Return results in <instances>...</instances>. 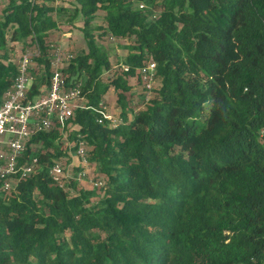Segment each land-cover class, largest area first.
Segmentation results:
<instances>
[{
    "label": "trees",
    "instance_id": "obj_1",
    "mask_svg": "<svg viewBox=\"0 0 264 264\" xmlns=\"http://www.w3.org/2000/svg\"><path fill=\"white\" fill-rule=\"evenodd\" d=\"M5 3L0 103L18 72L8 59L16 42L39 45L30 95L45 91L56 10H69L55 0ZM76 3L69 15L83 17L89 50L61 68L70 83L87 75L90 106L65 129L35 134L41 145L27 152L40 168L0 189V264H264V0ZM99 10L105 33L132 39L129 68L109 81L103 73L113 62L93 32ZM151 55L160 82L135 110L131 77L142 82L138 68ZM111 86L123 119L114 126L94 108ZM68 130L74 150L85 141L102 196L76 177L60 184L50 174Z\"/></svg>",
    "mask_w": 264,
    "mask_h": 264
},
{
    "label": "built area",
    "instance_id": "obj_2",
    "mask_svg": "<svg viewBox=\"0 0 264 264\" xmlns=\"http://www.w3.org/2000/svg\"><path fill=\"white\" fill-rule=\"evenodd\" d=\"M143 6V4H141ZM54 46V43H53ZM40 53L38 44L33 49L27 48L20 56L18 72L13 83L5 90L0 103V189L10 191L21 179L36 172L41 165L37 154L27 152L31 138L42 131L54 127L65 129L77 108L89 107L83 93L81 80L70 83L61 66L71 60L75 53L66 51L60 46L52 49V72L50 82L34 96L30 95L33 83L31 69L35 65V55ZM127 70L129 64L124 63ZM138 71L144 85L146 96L152 94L157 74V61L151 55ZM100 112L99 120L107 119L109 124L117 125L123 121L110 110L108 103L102 99L94 107ZM264 135V129L262 130ZM77 155L82 168L77 179L87 174L90 164L86 143L78 141ZM52 177L63 184L67 181L66 165L56 159L50 167ZM74 177V176H73ZM95 185L103 183L102 178H96Z\"/></svg>",
    "mask_w": 264,
    "mask_h": 264
},
{
    "label": "rangeland",
    "instance_id": "obj_3",
    "mask_svg": "<svg viewBox=\"0 0 264 264\" xmlns=\"http://www.w3.org/2000/svg\"><path fill=\"white\" fill-rule=\"evenodd\" d=\"M6 0H0V16H2V11L5 6ZM55 4L57 5H64L69 10H63L58 11L56 10L57 14V20H58V27L53 31L51 39L53 40L54 46H60L66 51H73L75 54H78L79 52L83 50H89L88 48V41L87 36L85 35V30L83 29L84 25V19L81 15L74 18L73 20L70 18V11H72L76 4V0H55ZM144 4V3H141ZM140 4V5H141ZM93 25H95L94 28V34L96 40L104 46V48L107 49L109 55L111 56L113 65L110 70H106L103 73V78L105 81H109L110 78H112L114 72L119 71L121 66L124 64V57L126 53L128 52V43L132 42V39L126 38V37H117L111 33H105L101 26H106V23L104 21V10H99L97 12V15L93 21ZM97 26H100L97 27ZM15 48L12 49L9 47L8 49V59H12L14 61L19 62L20 56L22 53L26 50V48L33 49V45H27L25 48L23 47V44L20 42L14 43ZM12 49V50H11ZM4 50H0V53L3 54ZM7 60V59H6ZM40 68H38V65L35 62V65L33 66V76L35 73L40 72ZM137 75V74H136ZM134 75L131 77V80L133 82V87L131 91H129V96L132 99L131 104L135 108V110L142 108L144 106V103L150 98H147L146 91L144 88V85L141 81L138 80L137 76ZM87 75L84 73V75L81 77V81L83 84L87 81ZM34 80V78H33ZM160 82V79L155 80V85H158ZM117 96V91L114 89L113 86H111L108 91L106 92L104 99L109 104L110 110L114 112L116 116H121V109L115 105V100ZM86 99V98H85ZM115 106V107H114ZM114 107V108H113ZM113 108V109H112ZM122 117V116H121ZM73 123H71L69 130L71 127H73ZM69 130L67 133L63 134L60 140V146L59 149L63 151L62 154H54L52 155V159H60L62 160L66 165V174L67 175V181H70L71 178L77 177L78 172L82 168L80 164H78V155L77 151L74 150V142L75 139L69 135ZM31 150L36 151L38 147L41 145V143L38 142H29ZM53 152V147L45 148L43 147L42 152L47 153ZM96 165L90 161L89 166L87 167V174L78 180V183L82 186L86 187H93L96 186L97 190H99V195L102 196L104 190L102 188H99L98 185H95V180L98 177L99 173L97 172ZM97 196L93 197V200H95Z\"/></svg>",
    "mask_w": 264,
    "mask_h": 264
},
{
    "label": "crops",
    "instance_id": "obj_4",
    "mask_svg": "<svg viewBox=\"0 0 264 264\" xmlns=\"http://www.w3.org/2000/svg\"><path fill=\"white\" fill-rule=\"evenodd\" d=\"M44 86H45V85H43V87H44ZM104 100H105V99H104ZM115 105H116V100H115ZM108 106H109V104H108ZM114 107H115V106H114ZM114 107H113V108H114ZM113 108H112V109H113ZM78 164H80V158H79V157H78Z\"/></svg>",
    "mask_w": 264,
    "mask_h": 264
}]
</instances>
